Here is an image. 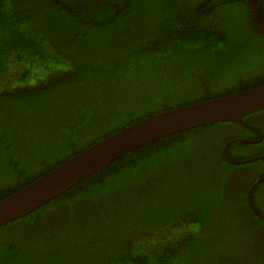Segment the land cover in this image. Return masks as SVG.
Listing matches in <instances>:
<instances>
[{
  "label": "trees",
  "instance_id": "1",
  "mask_svg": "<svg viewBox=\"0 0 264 264\" xmlns=\"http://www.w3.org/2000/svg\"><path fill=\"white\" fill-rule=\"evenodd\" d=\"M261 84L249 0H0V200L137 119ZM222 122L145 143L1 224L0 264H264L224 188L234 165L210 158L225 141L204 139Z\"/></svg>",
  "mask_w": 264,
  "mask_h": 264
},
{
  "label": "water",
  "instance_id": "2",
  "mask_svg": "<svg viewBox=\"0 0 264 264\" xmlns=\"http://www.w3.org/2000/svg\"><path fill=\"white\" fill-rule=\"evenodd\" d=\"M254 21L264 32L257 0H249ZM264 108V84L177 105L137 119L96 140L0 200V225L40 207L112 160L180 130L236 120ZM225 155L231 158L225 147ZM248 160V159H247ZM250 202L254 206L250 193Z\"/></svg>",
  "mask_w": 264,
  "mask_h": 264
},
{
  "label": "flooded vegetation",
  "instance_id": "3",
  "mask_svg": "<svg viewBox=\"0 0 264 264\" xmlns=\"http://www.w3.org/2000/svg\"><path fill=\"white\" fill-rule=\"evenodd\" d=\"M229 121L213 128L212 133H206L204 139L209 141L216 139L215 135H218L225 141L221 148L220 144L212 143L217 152V155L210 157L214 162L221 160L222 151L226 157V145L230 157L238 161L234 162L226 157L234 166H231V173L224 181V188L228 194H234L233 207L242 213L245 223H250L246 229L249 232L248 251L257 258H264V108L245 115L242 121ZM239 153L245 157L239 158ZM257 159L259 162L251 163ZM250 193L254 206L250 202ZM233 201H236V204ZM61 211L65 212L66 208ZM244 222L241 218L238 223L241 233L245 229ZM243 250V245L237 249L238 252ZM238 259L239 262L246 261V264H249L256 258L245 256L243 259L238 255ZM252 264H257V261Z\"/></svg>",
  "mask_w": 264,
  "mask_h": 264
}]
</instances>
